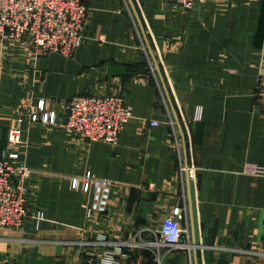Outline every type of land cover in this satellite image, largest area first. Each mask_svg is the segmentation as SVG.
<instances>
[{"label":"crops","instance_id":"1","mask_svg":"<svg viewBox=\"0 0 264 264\" xmlns=\"http://www.w3.org/2000/svg\"><path fill=\"white\" fill-rule=\"evenodd\" d=\"M133 1L185 133L194 234L175 150L178 140L185 167L182 134L130 3L86 0L84 39L71 57H38L24 42L0 40V156L7 149L34 172L24 225L38 243L27 261L86 264L104 234L128 243L123 264H158L147 242L172 208L187 206L188 248L167 262L264 264V172H254L264 170V113L255 96L264 76V0H204L191 9ZM120 91L133 117L116 144L68 132V100ZM42 100L56 124L30 121ZM12 126L22 130L17 145L8 140ZM88 171L114 184L108 212L93 222L85 218L92 196L72 186ZM35 207L45 214L38 227Z\"/></svg>","mask_w":264,"mask_h":264},{"label":"built area","instance_id":"2","mask_svg":"<svg viewBox=\"0 0 264 264\" xmlns=\"http://www.w3.org/2000/svg\"><path fill=\"white\" fill-rule=\"evenodd\" d=\"M163 1L191 9L204 0ZM88 19L86 0H0V40H27L36 55L57 52L71 55L82 43ZM258 81L255 96L264 113V76ZM29 117L33 123L54 125L57 122V114L47 111L43 100L31 111ZM132 117L131 108L121 91L104 95L78 94L68 102L65 126L73 136L88 143L97 141L116 144ZM152 124L157 125L158 122L154 121ZM21 134L19 126H12L8 137L10 145L19 144ZM175 150L181 171L185 172L178 140ZM13 154L5 149L0 156V227H19L24 224L33 195L31 180L34 172L26 163L17 161ZM254 172L262 174L264 170L258 167L254 168ZM72 186L76 190L80 189L84 195L92 196L85 206V218L88 222H93L98 215L108 212L110 194L114 187L111 180L97 178L88 171L82 177L73 178ZM44 216L43 211H37L38 220ZM188 222L187 206H176L165 217L156 241L147 242L155 248L158 264H171L166 261V257L172 251L188 248ZM147 243L143 242L141 245L146 246ZM96 244L87 250L86 264H123V260L130 257L126 251L127 242H112L101 234ZM102 246L106 247L103 253L99 251Z\"/></svg>","mask_w":264,"mask_h":264},{"label":"rangeland","instance_id":"3","mask_svg":"<svg viewBox=\"0 0 264 264\" xmlns=\"http://www.w3.org/2000/svg\"><path fill=\"white\" fill-rule=\"evenodd\" d=\"M2 41H11V39L2 40ZM24 44H26L29 47L30 51L35 56L40 57V56H47V55L51 54V53H49V54H46V55H36L34 53V51L32 50V48L29 45L27 40L24 41ZM143 48H144V51L146 52L147 56H149L148 52L146 51L145 45H143ZM59 54H61V53H59ZM74 54H71V55L61 54V55L65 56V57H71ZM257 86H258V84H257ZM80 94H87V93H80ZM88 95H95V94H88ZM68 102H69V100H68ZM68 102L66 104V107L68 106ZM66 117H67V115H66ZM65 120H66V118H65ZM18 121L21 122L22 119L20 120V118H19ZM21 136H22V134H21ZM81 140H83V139H81ZM83 141L86 142V140H83ZM31 182H32V180H31ZM31 200H32V198H31ZM31 200H30V203H29L28 215H30L29 213H30ZM39 210H40L39 208L35 207L33 213H31V220H33L32 223L33 222L35 223V224L33 223V225L35 227H38V224H39L38 221L40 222L42 220V219L38 220V218H37V211H39ZM40 211L42 212V210H40ZM33 214L36 217H34ZM24 224H25V222H24ZM24 224L22 223V225H20L19 227H14V226H3V227H0V264H9L10 260H12L11 264H34V262L32 260L31 261L29 260V262H28L27 258H30V259L33 258L32 246H37L36 243H38V241L36 240V237L34 235H28L27 234L28 232L26 231V228H25ZM140 244H142V243H140ZM127 260H128V258H127Z\"/></svg>","mask_w":264,"mask_h":264},{"label":"water","instance_id":"4","mask_svg":"<svg viewBox=\"0 0 264 264\" xmlns=\"http://www.w3.org/2000/svg\"><path fill=\"white\" fill-rule=\"evenodd\" d=\"M128 1L130 3V6H131L133 12H134V16H135V18H136V20H137V22L139 24V27L141 29L142 35L144 37V40L146 42L149 54H150V56L152 57V59L154 61L155 70L157 71V73H158V75L160 77V81H161V83L163 85V89L165 91L166 97L168 99V102H169L170 107L172 109V112L174 114L175 120H176V122L178 124V127H179V129L181 131V134H182L183 143H184V152H185V168H186L187 183H188L189 215H190L191 223H192V225H191L192 226V232L194 234V213H193V202H192L191 185H190L191 178H190V173H189V161H188V153H187V145H186L185 133H184L183 127H182V125L180 123V119H179L178 113H177L176 108L174 106V103H173V101L171 99L170 92H169V90L167 88L164 76L162 74V70H161L160 65H159V63L157 61V58H156V56L154 54V50L152 48V45L150 44L149 38L147 36L146 30H145V27H144V24H143V21H142V19L140 17V14H139L138 9H137V7L135 5V2L133 0H128ZM193 244H195L194 237H193ZM195 260H197V259L195 258Z\"/></svg>","mask_w":264,"mask_h":264}]
</instances>
